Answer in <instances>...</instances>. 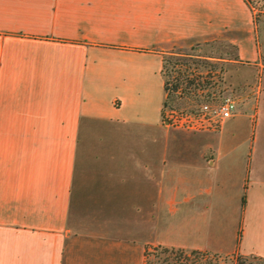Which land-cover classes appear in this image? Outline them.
Here are the masks:
<instances>
[{"label": "crops", "instance_id": "1", "mask_svg": "<svg viewBox=\"0 0 264 264\" xmlns=\"http://www.w3.org/2000/svg\"><path fill=\"white\" fill-rule=\"evenodd\" d=\"M253 1L0 0V264L264 258L263 85L247 146L163 121L168 52L259 63Z\"/></svg>", "mask_w": 264, "mask_h": 264}, {"label": "rangeland", "instance_id": "2", "mask_svg": "<svg viewBox=\"0 0 264 264\" xmlns=\"http://www.w3.org/2000/svg\"><path fill=\"white\" fill-rule=\"evenodd\" d=\"M251 4L257 32L259 63L237 61L234 46L221 41L179 48L173 50L174 55H164V58L171 60L166 62L164 68V78L168 81L169 88L164 113L168 114L171 109L188 110L200 102L230 95L237 105L236 115H239L234 119L242 120L240 129L248 136L246 146L254 133V124L259 116L255 118V110L245 109V106L248 103L256 105L259 95L261 96L262 85L264 87V0L253 1ZM175 61L177 62L174 63ZM178 73L180 76H177ZM185 77L194 78V84L188 85L183 81ZM177 78L181 83L180 87L185 89L181 97L170 91ZM145 264H264V258L153 247L147 251Z\"/></svg>", "mask_w": 264, "mask_h": 264}, {"label": "built area", "instance_id": "3", "mask_svg": "<svg viewBox=\"0 0 264 264\" xmlns=\"http://www.w3.org/2000/svg\"><path fill=\"white\" fill-rule=\"evenodd\" d=\"M192 79L194 80L192 84H194L195 79ZM175 80L174 83H179V86L171 92L181 97L185 89L180 87L181 83L178 79ZM164 108L163 121L167 125L193 131L215 130L222 121L235 116L237 111L236 102L230 95L209 102H200L188 110L171 109L168 114L164 113Z\"/></svg>", "mask_w": 264, "mask_h": 264}, {"label": "trees", "instance_id": "4", "mask_svg": "<svg viewBox=\"0 0 264 264\" xmlns=\"http://www.w3.org/2000/svg\"><path fill=\"white\" fill-rule=\"evenodd\" d=\"M168 53H170V55H174V54H173V50L170 51V52H168ZM168 61L171 62V60H169L168 58H164V57H163V68H162V70H163V74H164V76H165V70H164V68H165V66H166V62H168ZM176 62H177V61H175L174 63H176ZM177 76H180V73H178ZM177 79H178V78H177ZM183 81H186L187 84L190 85V84L193 83L194 80H193L192 78L185 77V78H183ZM178 86H179V83H173V84L171 85V87H170V91L175 90ZM164 88H165V92H166V97H165V100H164V102H163V108L165 107L167 97L169 96L168 81H167L166 79H164ZM244 202H245V199H244V195H243V197H242V205H244Z\"/></svg>", "mask_w": 264, "mask_h": 264}]
</instances>
